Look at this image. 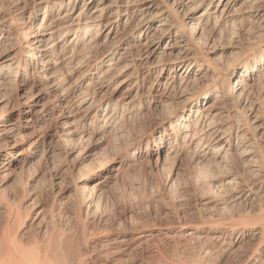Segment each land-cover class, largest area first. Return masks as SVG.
Instances as JSON below:
<instances>
[{
	"label": "bare ground",
	"instance_id": "1",
	"mask_svg": "<svg viewBox=\"0 0 264 264\" xmlns=\"http://www.w3.org/2000/svg\"><path fill=\"white\" fill-rule=\"evenodd\" d=\"M18 4L16 14L30 8L26 26L11 11ZM236 23L253 28L257 41L222 68L201 43ZM256 88L259 102L251 100ZM15 93L23 105L13 102ZM143 104L156 114L157 131L134 128L126 152L105 155L98 172L86 168L73 182L72 203L64 202L77 229L60 226L53 205L24 211L0 192V264H196L193 253L168 245L174 238L214 249L216 264L238 250L242 264H264V0H0V175L38 154L51 161L56 151L80 164L92 152L90 143L81 153L80 143L102 145ZM23 138L26 151H16ZM155 156L162 168L173 163L203 184L200 209L218 205L243 221L211 218L204 229L179 221L161 230L131 216L112 231L86 226L82 215L99 208L104 189Z\"/></svg>",
	"mask_w": 264,
	"mask_h": 264
},
{
	"label": "rangeland",
	"instance_id": "2",
	"mask_svg": "<svg viewBox=\"0 0 264 264\" xmlns=\"http://www.w3.org/2000/svg\"><path fill=\"white\" fill-rule=\"evenodd\" d=\"M19 6H21V4H18L16 7H11V11L13 12V14H16V12L19 10V8H18ZM42 14L43 13L39 14L36 21L37 20L39 21ZM29 15H30V8L25 7L21 13H18L15 15L16 16L15 18H17L18 22L21 21V23H19L21 26H23V25L26 26V24H28V21H29V19H28ZM161 19H162L161 16L156 17V22L161 20ZM135 22L133 24H135ZM156 22H154V23H156ZM234 25H236L237 27L236 26L234 27ZM234 25L230 30H228L229 33L223 32L220 36H216V37L211 38V39L210 38L203 39L204 42L202 41V43H201L202 44L201 45L202 53L203 54L205 53L206 56H208L213 62L217 63L222 68H225L227 63L234 56H236L237 54H239L241 52L242 48L246 49V48H248V46H250L251 43H254V41H257V38L253 37L256 35V34H254V30H249L251 27L247 28V27H245L246 25L239 26V25H241V23H236ZM251 29H253V28H251ZM152 31H153V28L149 30L150 33ZM246 32H249V34ZM250 32H251V34H250ZM251 39H253L252 40L253 42L251 41ZM213 40H214V42H213ZM205 41H206V43H205ZM204 45H207V46H204ZM239 49H240V51H239ZM155 74H156V72L153 71L152 73H150L149 75H147L145 77V79H144V85L145 86L149 85L150 82L154 80ZM118 79H115L110 84V86L112 87V84ZM71 80H72V78L70 79V81ZM126 84H124V86ZM110 86H109V90L111 88ZM124 86H122V88L119 90L118 94L123 90ZM256 89L257 90H255L254 92H257V91L259 92V89L258 88H256ZM258 92L253 94V96H254V97H252L253 99L251 98V100H254V102L260 101V99H258L259 98ZM11 98L13 99V102H15V103L20 104V102H23V100L20 99L16 93L12 94ZM21 105H23V104H20V106ZM86 105H87V103L84 104L83 106H86ZM173 107L175 108L176 106L173 105ZM173 107L171 106L169 108L174 109ZM170 109H164L163 110V116L169 115L171 110H172V109L171 110ZM150 111H151V109L149 107L146 108V105L143 104L140 108H138V113H136L135 117L133 115L130 118L131 120L128 119L127 120L128 122L127 121L124 122V124H126V126L124 124H123V126L125 128L127 127V129H125L123 127L124 129L121 128L122 132L118 131L119 133L117 132L118 133L117 135L111 134V135H109L110 137L107 136L106 140L100 146H95V145L93 146V143H92L93 141L88 142L89 140L80 143L82 146L80 144H79L80 146L79 145L77 146V148H78V150H80V152L84 150V147L87 148L90 143L92 144V145L90 144V146L88 147V148L91 147V150H92L91 158L89 157L84 161L82 160V162H80V164H77L76 161L73 160L71 157L68 158L66 155H64L65 152L61 154V151H56L54 153V155H56V157L53 155L54 157L51 159V161L46 160V162H45V159L40 160V158H39L40 154H38L32 158H27L22 163H19L15 167V169L8 172L9 174L7 173L4 176L0 175V192H2L5 197H8V198L15 197L19 201L18 203H20V206L22 207V209L24 211H25V209H27L31 205H35L36 202L37 203L39 202L38 204L40 205V207H38V208L43 207V209H44L43 212H48V210L53 205L55 210H56V213L54 211V214H55V218H56L57 223L60 226L62 225L63 228L64 227L70 228L72 226L74 228H76L74 226L75 224L71 225V223H73L72 222L73 220H71L72 218L70 217V216H72L71 215L72 213L70 214V211H71L70 206H71L72 198H73V196H72L73 190L75 189L73 182L76 181L81 176L86 174L85 173V172H87L86 168H88L89 170H95L92 172H98L97 168H99L100 162H101V160H103L105 155L111 154L117 150H119L120 152H126L128 149V144L131 140V136H129V135L132 132L131 130H133L134 128H137V130L140 133H146V134H150V135L154 134V132L157 131L156 127H157V122L159 120L157 119L156 114L154 112H152V111L150 112ZM164 111H165V113H164ZM145 112H146V114H145ZM138 116H139V118H138ZM91 118H92L91 115H89L88 118L86 119V122L91 120ZM54 121H53V123H54ZM133 121H135V122H133ZM128 133H129L128 136L130 138L127 136ZM125 134H126V136H125ZM123 137H124V139H123ZM127 137L129 138V140H127L128 139ZM119 141H121V142H119ZM29 143H30L29 138H25V139L23 138V139L19 140V143H18L15 150L16 151H18V150L26 151V148L28 147ZM113 145H115V146H113ZM123 145H125V146H123ZM143 145H145V143H143ZM111 146H113V147H111ZM123 147H124V149H123ZM81 153H80V157L82 156ZM63 157H64V159H63ZM151 160L152 161H150L148 163L150 166L148 164L146 166L145 165L146 163H144V162L142 164H139L140 163L139 162L138 164L131 166V168L127 169V171L125 170L127 172L126 174H124L125 171L123 172L124 176H123V174H121L118 177V179L117 178L115 179L116 182L113 181L109 186H107L104 189V191L102 192V196H103L102 202L105 201L104 204L101 202L99 208H97L95 211H88L86 213L87 216L82 215V218H83L86 226L89 225L88 226L89 228L90 227H96V226L97 227L101 226L103 228L108 227L107 229L108 230L111 229V231H112V230H114L113 227L116 225V223L118 221L124 222L128 218H131V216L133 218L132 220H135L136 222L142 221V223H146V224H148V223L153 224L154 223V225H157L161 230L163 228L162 225L165 226L166 224L167 225L169 224L171 226V224H173L174 222L177 223L179 221L189 223L190 224L189 228H191L193 226L198 227L197 225H200L198 228L204 229V228H207V226L206 225L204 226V224H202V222L209 221L208 219H211V218H218L221 220H223V219L227 220L228 218H230V216H232L231 218H233V217L234 218L230 219V220L228 219L229 221L234 220L236 222H238V221L240 222V219L242 220V217L238 216L239 211L238 212L237 211L232 212V214H233L232 215L230 212L218 209L219 208L218 205H216L215 207H213L210 210L200 209V203H199L198 198H196L197 197L196 193H198L199 191H201L204 188V186H201L202 183L199 184L198 181H194L193 178L188 177V175L185 171L184 172L179 171V170L177 171L175 168V165L173 163H166L165 164L166 166L164 165L162 168V164L156 163V156L154 158H152ZM52 161H53V163H52ZM47 162H49V163H47ZM88 163H90V164H88ZM57 164L59 165V167ZM86 164H88L87 167H86ZM83 167H85V168L82 170ZM133 168H135V169H133ZM57 169L59 171H57ZM50 170H51V172H49ZM129 171H131V174ZM167 171L170 173H168ZM57 173H60V174H57ZM165 173L166 174L168 173L170 175V178H167L166 176L168 174L166 175ZM163 174H164V176H163ZM70 175H72V176H70ZM103 175H104V173H99L96 176V178L102 179ZM125 175L129 176V177L127 176L128 179H126L127 177ZM67 177H68V179H67ZM124 179H126V182L124 181ZM169 179H171V180H169ZM174 180H176V182L173 184L174 186L172 185L171 187H169V184L171 185V183H173L172 181H174ZM59 182L61 184L66 183L65 184V185H67V187H65V188H67L66 191H64L63 189L60 188L62 186L61 184L60 185L56 184ZM136 182H138V183H136ZM195 182H197V183H195ZM139 183L141 184V186ZM50 189H52V190H50ZM23 190H25V192ZM194 191H196V192L194 193ZM29 192H33V193H29ZM35 195H37L38 199L37 198L36 199L38 201H36ZM67 197L71 198L70 201H68L69 199ZM33 198H34V201H33ZM66 199L68 202H71V203H68L67 201H66L67 203L64 202ZM216 199L218 202H220V201H222L221 200L222 196L219 195V196H217ZM31 201H33V203H30ZM198 207L200 210L198 209ZM64 210H65V212H64ZM84 216H86V218ZM68 218H70V221ZM177 218H178V220H177ZM243 219H244V216H243ZM245 219H246V217H245ZM74 228H72V230H74L75 232L76 231L78 232V230H75ZM78 229H79V227H78ZM74 231L72 233H75ZM179 240H181V239L174 238V241L172 243L168 244V245L173 246V248H175V249H173V248L172 249L174 251L176 250V252L178 254H181V255H189L190 254L192 256V253H193L195 260H196V264H216L215 258H214V256H215L214 251H212L214 249H211V251H209V250L204 251L203 248L201 247V245L197 244L198 242H196V241H192V242H194L193 244L190 243L191 241L190 242L187 241V242H184L185 244L182 245V244H179V242H180ZM177 241H178V244L173 245V243H175ZM180 243H183V242H180ZM195 245H198V246H195ZM182 246L187 247V249H185V248L183 249ZM215 249H217V247ZM169 250H171V248ZM207 252H209V253L207 254ZM211 252H212V254H211ZM237 252L236 253H230L227 256V259H226L227 261H225L224 264H238L239 262H240L239 264H242L240 255H238V254H241L240 253L241 251L238 250Z\"/></svg>",
	"mask_w": 264,
	"mask_h": 264
}]
</instances>
